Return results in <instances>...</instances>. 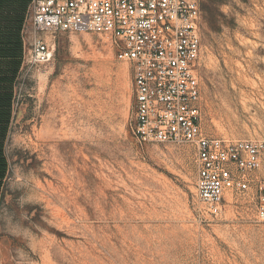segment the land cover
<instances>
[{"label": "rangeland", "instance_id": "1", "mask_svg": "<svg viewBox=\"0 0 264 264\" xmlns=\"http://www.w3.org/2000/svg\"><path fill=\"white\" fill-rule=\"evenodd\" d=\"M32 2L0 0V264H264L252 189L212 217L194 146L132 136L131 65L106 38L47 34L53 60L24 62ZM201 9L202 129L264 139V0Z\"/></svg>", "mask_w": 264, "mask_h": 264}, {"label": "built area", "instance_id": "2", "mask_svg": "<svg viewBox=\"0 0 264 264\" xmlns=\"http://www.w3.org/2000/svg\"><path fill=\"white\" fill-rule=\"evenodd\" d=\"M202 20L201 0H33L23 58L51 62L55 44L47 34L106 38L116 58L131 65L129 131L136 141L192 144L195 195L205 213L217 217L231 190L252 189L264 222V139H228L202 129Z\"/></svg>", "mask_w": 264, "mask_h": 264}, {"label": "trees", "instance_id": "3", "mask_svg": "<svg viewBox=\"0 0 264 264\" xmlns=\"http://www.w3.org/2000/svg\"><path fill=\"white\" fill-rule=\"evenodd\" d=\"M0 57H1V55H0ZM7 83L8 82L6 80L3 81L4 86L2 88V93H1V98H0V100H1V102H0V120H1V122L0 123H2V124H0L1 127L4 124V122H2V121H7L6 118H7L8 112H9L10 93L7 92L8 91V87L6 86ZM2 130L3 131L5 130V125H3Z\"/></svg>", "mask_w": 264, "mask_h": 264}]
</instances>
